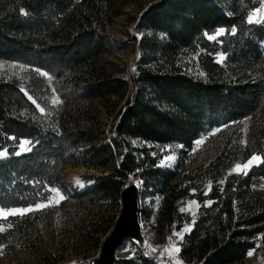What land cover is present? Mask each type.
I'll return each mask as SVG.
<instances>
[{"label":"trees","instance_id":"trees-1","mask_svg":"<svg viewBox=\"0 0 264 264\" xmlns=\"http://www.w3.org/2000/svg\"><path fill=\"white\" fill-rule=\"evenodd\" d=\"M117 1L0 0V62L31 65L22 78L0 80V152L8 153L0 160V209L48 203L56 191L69 194L65 171L84 166L100 174L90 177L92 187L69 195L77 205L121 207L125 186L136 183L141 197L160 199L156 213L141 208V215L146 223L154 217L171 227V239L163 243L173 244L175 232L192 227L179 244L180 263L247 264L249 254L264 247V23H249L261 2L155 3L139 19V41L132 38L138 57L128 73H120L101 63L111 51L102 22ZM220 29L221 36L208 39ZM185 56L197 58L206 80L188 71ZM51 70L65 76L64 102L58 105L41 73ZM112 97L125 105L108 133L95 104ZM257 117L262 125L254 150L244 146L241 132L229 136L204 173L208 193L199 177L180 181L179 171L200 138ZM23 140L31 151L15 155ZM167 149L179 156L173 170L160 167ZM253 153L261 161L247 175L228 173ZM185 199L200 205L194 220L179 211ZM117 217L105 214L89 223L94 247ZM28 220H0V245L5 229L30 228ZM137 246L134 257L116 264H174ZM13 250L9 246L5 253Z\"/></svg>","mask_w":264,"mask_h":264},{"label":"rangeland","instance_id":"rangeland-1","mask_svg":"<svg viewBox=\"0 0 264 264\" xmlns=\"http://www.w3.org/2000/svg\"><path fill=\"white\" fill-rule=\"evenodd\" d=\"M159 1L161 0H118L116 2L111 13L102 22L103 34L108 38L111 45L110 53L102 56V64H105L113 71L120 73L125 71L128 73L138 57L137 45H132V38L136 37L137 42L139 41L140 33L137 31L139 19L149 7ZM260 2L261 7L250 16L252 19L251 23H264V0H260ZM222 34H217L215 37L217 38ZM183 58H185L184 63H186L191 74L202 80L207 79V76L200 69L196 57L185 56ZM30 66V64L22 62H0V80L22 78L24 71ZM52 72H56V70H51V72L41 71L52 85L54 92L52 104L58 105L64 102L62 94L66 93L63 82L65 76L51 75ZM125 76L126 74L122 73V77ZM69 105L74 106L73 103ZM95 105L100 112L99 119L101 123L106 124L107 132L109 133L113 119L120 108L124 107L125 100L112 97L98 101ZM40 113L42 116L46 115L43 110ZM261 119L259 117L247 119L232 128L222 127L212 134L200 138L186 165L179 171L180 181L182 180L183 184L187 183L186 175L199 177V182L205 181V192L208 193L211 183L209 176H204V173L209 164L222 151L226 139L229 136L234 139L236 132H241L244 138V146L251 148V151H253V142L259 138V131L262 125ZM167 153L160 167L173 170L176 168L179 156L176 150L173 149H167ZM254 155L256 154L253 153ZM6 156H8V153L2 158ZM169 157H172V159H169ZM246 163L236 162L227 171L229 174H243L245 171L248 172L253 165L258 164L259 161L253 162L249 169H243V165ZM238 164L241 165L242 171L237 172L235 170ZM65 173L66 181L69 184V194L56 191L48 203L25 209H0V220L20 216L29 219L28 221L31 225L30 228L17 227L4 230L6 239L0 245V264H96L95 260L101 254L102 244L98 248L94 247L89 223L97 221L100 216L105 214L119 216L121 207L107 209L101 204L77 205L69 195L73 191L79 193L92 187L94 182L90 180V177L99 175L100 172L79 166L68 168ZM180 203L179 211L182 208L185 209V211H180V213L189 215L191 220H194L200 208L198 201L185 199L181 200ZM159 205L160 199L157 197L154 199L141 197V208L143 209L152 210L156 213ZM13 210L19 212L20 215H10ZM142 222V239L137 242L126 241L118 251V258L134 257L138 251V244L146 246L148 251L154 255L162 253L172 259L174 264H181L178 260V252L173 249L180 248V242L192 230V227H185L182 231L175 232L173 235L176 236V241L171 245H167L162 242V239L166 238V243L170 241L171 238L168 234L171 227L168 229V227L164 226V222H158L154 217L149 223ZM176 233H180L182 238ZM106 237L102 239V243ZM9 246L14 247V250L6 254L5 251ZM45 259L48 261H45ZM247 264H264V250H262V247L253 252Z\"/></svg>","mask_w":264,"mask_h":264},{"label":"water","instance_id":"water-1","mask_svg":"<svg viewBox=\"0 0 264 264\" xmlns=\"http://www.w3.org/2000/svg\"><path fill=\"white\" fill-rule=\"evenodd\" d=\"M141 193L136 183L125 186L121 195L120 214L111 233L103 240L96 264H116L118 251L126 241L137 242L142 239Z\"/></svg>","mask_w":264,"mask_h":264},{"label":"snow or ice","instance_id":"snow-or-ice-1","mask_svg":"<svg viewBox=\"0 0 264 264\" xmlns=\"http://www.w3.org/2000/svg\"><path fill=\"white\" fill-rule=\"evenodd\" d=\"M251 22H252V19L250 18V19H249V23H251ZM223 31H224L223 29H220L219 32H218L217 34H218V35H219V34H222ZM232 31H233V34H234V33H235V29H233ZM208 39H209V40H215L216 37H215V36H208ZM222 60H223V57L221 56V57L219 58L218 62H220V61H222ZM29 143H30V142L27 141V140H23V141H21V143H20V145H19V151L16 152L15 155H20V154H22V153H24V152L31 151V148L28 147V144H29ZM197 143H199V141H197ZM6 154H7L6 152H0V158H2L3 156H5ZM169 159H172V157H169ZM256 161H261V157H260V156H256V155L252 156L251 159H250L246 164L243 165V169H249V168L252 166L253 162H256ZM243 169H242L241 165H239V164L236 165V169H235V170H236L237 172L242 171ZM244 174L247 175V172L245 171ZM49 196H50V195H49ZM48 198H49V197H46V200H47ZM33 210H37V209H33ZM180 211L183 212V211H185V209L182 208V209H180ZM12 214H14V215H20L19 212H15L14 210H13V213H10V215H12ZM176 235H179V236H181V238H182V235H181L180 233H176ZM173 250H174L175 252H179V251H180L179 248H174Z\"/></svg>","mask_w":264,"mask_h":264},{"label":"crops","instance_id":"crops-1","mask_svg":"<svg viewBox=\"0 0 264 264\" xmlns=\"http://www.w3.org/2000/svg\"><path fill=\"white\" fill-rule=\"evenodd\" d=\"M179 249H180V248H179ZM178 253H179V252H178ZM252 255H253V252H251V253L249 254L247 262H248L249 259L252 257Z\"/></svg>","mask_w":264,"mask_h":264},{"label":"built area","instance_id":"built-area-1","mask_svg":"<svg viewBox=\"0 0 264 264\" xmlns=\"http://www.w3.org/2000/svg\"><path fill=\"white\" fill-rule=\"evenodd\" d=\"M262 250H264V247H262ZM181 264H183V263H181ZM201 264V263H200Z\"/></svg>","mask_w":264,"mask_h":264}]
</instances>
